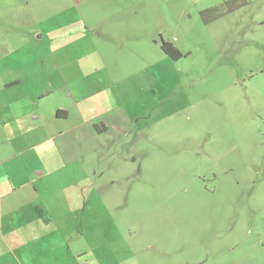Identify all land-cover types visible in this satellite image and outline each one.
Listing matches in <instances>:
<instances>
[{
    "label": "rangeland",
    "instance_id": "rangeland-1",
    "mask_svg": "<svg viewBox=\"0 0 264 264\" xmlns=\"http://www.w3.org/2000/svg\"><path fill=\"white\" fill-rule=\"evenodd\" d=\"M54 106L69 120H33ZM0 115L9 135L24 117L51 130L67 163L36 185L58 245L106 264H264V0H0Z\"/></svg>",
    "mask_w": 264,
    "mask_h": 264
},
{
    "label": "crops",
    "instance_id": "crops-1",
    "mask_svg": "<svg viewBox=\"0 0 264 264\" xmlns=\"http://www.w3.org/2000/svg\"><path fill=\"white\" fill-rule=\"evenodd\" d=\"M9 85H21V81L13 79ZM53 93L55 94L54 91ZM39 96H41L39 104H42L46 92H40ZM28 104L31 107L32 103ZM53 109L51 110L52 119L49 120L47 118L50 116L49 112L46 113L43 110L40 116L33 120L42 121L43 127L49 128L51 123L62 117L61 111L66 112L64 118L69 120V112L63 106H54ZM30 110L32 113V108ZM58 112L59 117L57 116ZM29 121L31 119L24 117L21 122ZM23 123L19 131L10 132L9 135L8 131L2 129L6 125L5 122L0 120L2 126L0 127V144L6 143L5 156L0 158V264H106L99 258L91 260L90 257H87L88 250L77 249V247H72L69 243L65 244L64 242H61V245L57 244L58 230L55 229V222L51 216L45 213V210L38 204L40 196L36 185L37 183L45 185L42 184L44 176L54 179L60 170L67 168V163L64 162L58 148L51 141L53 138L51 130L39 127L32 129L36 126L35 124L26 126V129L23 130ZM42 138L43 140H41ZM45 143L51 149L47 152L48 159L37 166L39 169L30 166L28 159L26 163L21 161L19 164V159L24 154H28L29 158L39 157L41 155L40 148ZM59 231L61 235H65L71 230ZM95 233L101 237L102 228ZM111 242L105 240L99 242L98 240L93 244V247L97 248V251L99 249L104 251L113 245ZM91 246L90 243V248ZM59 254L63 257H59ZM8 257L11 258V262Z\"/></svg>",
    "mask_w": 264,
    "mask_h": 264
},
{
    "label": "trees",
    "instance_id": "trees-1",
    "mask_svg": "<svg viewBox=\"0 0 264 264\" xmlns=\"http://www.w3.org/2000/svg\"><path fill=\"white\" fill-rule=\"evenodd\" d=\"M231 1H228L226 2L225 4L226 5H229ZM227 12H231L232 10L230 9V6H228V8L226 9ZM207 12H218V8H213V9H210V10H207ZM222 13H220L219 15H214V18L213 19H216L218 18V16H221ZM161 50L166 54L168 55L173 61H177L179 60L180 58H182V54L174 47H172L170 44L168 43H162L161 44ZM60 113H62V117H65L66 116V112L65 111H61ZM57 116L59 117V112L57 113ZM39 213V211H38Z\"/></svg>",
    "mask_w": 264,
    "mask_h": 264
}]
</instances>
